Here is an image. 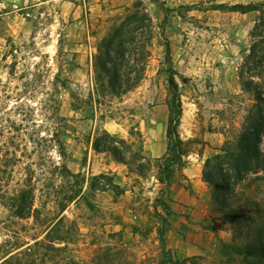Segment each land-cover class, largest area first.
Listing matches in <instances>:
<instances>
[{"label":"rangeland","instance_id":"obj_1","mask_svg":"<svg viewBox=\"0 0 264 264\" xmlns=\"http://www.w3.org/2000/svg\"><path fill=\"white\" fill-rule=\"evenodd\" d=\"M135 2L153 21L144 78L97 91L95 57ZM248 3L262 9L218 7ZM168 70L181 170L165 168ZM257 106L264 114V0H0V264H249L220 253L245 238L217 215L202 173L238 148ZM232 200L264 226V170Z\"/></svg>","mask_w":264,"mask_h":264},{"label":"trees","instance_id":"obj_2","mask_svg":"<svg viewBox=\"0 0 264 264\" xmlns=\"http://www.w3.org/2000/svg\"><path fill=\"white\" fill-rule=\"evenodd\" d=\"M159 2V0H156ZM218 7L247 12L262 9L258 3L232 4L226 6L218 4ZM145 30V31H144ZM154 38L152 17L140 2L133 3L126 11L124 17L114 29L111 36L102 44V52L95 57V83L94 88H108L113 94L122 95L137 87L145 75V66L150 57V47ZM169 49L167 38L161 39ZM162 44V42H160ZM168 129L169 141L166 148L168 156L167 166L171 169L184 168L183 156L187 154L185 142L176 131L181 114L180 94L178 83L174 74L168 70ZM101 89V90H102ZM257 97L259 94L257 93ZM257 106V114L251 122V128H246L239 139L238 148L235 150L223 149V153L216 154L205 161L203 180L212 186L211 200L216 204V212L220 219L231 225L241 228L239 235H244L242 243H236L234 238L221 243V254L232 257L248 259L249 264H264V226H253L244 218L243 208L233 204L232 195L234 185L241 181L249 173H257L264 170V145H261L264 133V114ZM106 135H110L107 131ZM97 151L112 152L118 161H124V157L117 146L105 145L97 137L93 143ZM225 165V166H224ZM225 168V170H224ZM227 172H229L227 174ZM229 177H233L232 181ZM168 206H164L167 213H171ZM170 227V226H169ZM167 218H162L159 226V238L164 245V233L169 229ZM243 228V230H242ZM196 255L187 259L193 260ZM170 264H174L169 260ZM192 264V263H190Z\"/></svg>","mask_w":264,"mask_h":264},{"label":"crops","instance_id":"obj_3","mask_svg":"<svg viewBox=\"0 0 264 264\" xmlns=\"http://www.w3.org/2000/svg\"><path fill=\"white\" fill-rule=\"evenodd\" d=\"M155 1H156V0H155ZM147 5H148V7H149L150 9H152V7H153L152 2L148 1V2H147ZM147 10H148V8H147Z\"/></svg>","mask_w":264,"mask_h":264}]
</instances>
